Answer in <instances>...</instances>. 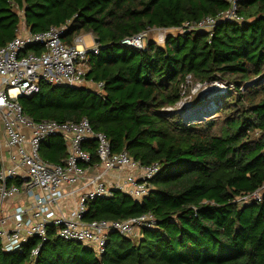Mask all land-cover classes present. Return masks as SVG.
I'll return each mask as SVG.
<instances>
[{
    "label": "trees",
    "instance_id": "16d2710c",
    "mask_svg": "<svg viewBox=\"0 0 264 264\" xmlns=\"http://www.w3.org/2000/svg\"><path fill=\"white\" fill-rule=\"evenodd\" d=\"M227 8L226 0H0V47L20 25L36 33L67 22L65 42L92 34L100 45L87 77L103 81V95L41 84L18 99L23 112L33 120L86 118L113 152L160 165L141 202L114 191L87 202L83 215L119 220L150 212L155 227L143 229L139 242L110 233L96 255L50 230L35 256L34 237L21 253L0 246V264H264V193L258 202L234 200L264 184V0H242L241 20L221 21L210 33L168 35L163 46L148 41L143 49L120 45L138 32L179 27ZM186 76L193 84L229 88L205 124L184 125L163 112L181 100ZM82 149L96 161L92 140ZM41 156L59 163L62 139L49 138Z\"/></svg>",
    "mask_w": 264,
    "mask_h": 264
},
{
    "label": "built area",
    "instance_id": "2783aa9c",
    "mask_svg": "<svg viewBox=\"0 0 264 264\" xmlns=\"http://www.w3.org/2000/svg\"><path fill=\"white\" fill-rule=\"evenodd\" d=\"M226 1L228 8L216 15L185 21L179 27L147 29L123 38L120 45L143 49L149 34L155 43L163 44L168 35L191 30L210 33L221 21H240L237 6L242 0ZM67 27L68 22L36 33L19 30L0 47V246L5 252L21 253L34 237L39 241L31 251L35 256L51 230L50 236L78 242L101 255L108 234L139 242L143 229L155 227L150 212L119 220L86 221L83 215L87 202L111 197L114 191L141 202L152 190L149 180L160 169L157 162L142 165L126 151L113 152L105 134L94 131L86 118L33 120L18 102L37 93L41 84L103 95V81L87 77L90 56L98 53L99 42L92 34L90 46L84 34L65 42ZM52 137H60L65 145V157L59 163L41 156L42 144ZM88 140L94 142L95 162L91 152L82 149ZM263 193L264 184L234 200L238 206L258 202Z\"/></svg>",
    "mask_w": 264,
    "mask_h": 264
},
{
    "label": "rangeland",
    "instance_id": "374dc122",
    "mask_svg": "<svg viewBox=\"0 0 264 264\" xmlns=\"http://www.w3.org/2000/svg\"><path fill=\"white\" fill-rule=\"evenodd\" d=\"M19 30L23 32L21 25ZM83 40L87 46L92 45L90 34H84ZM148 40L154 42L152 34H149ZM156 44L163 46L164 43L157 42ZM185 83L181 100L174 106L164 109L163 112L167 113L171 120L184 125L205 124L215 116L214 107H217L220 97L225 95L229 88L220 82L215 83V85L211 82L193 84L190 78Z\"/></svg>",
    "mask_w": 264,
    "mask_h": 264
},
{
    "label": "water",
    "instance_id": "95a60500",
    "mask_svg": "<svg viewBox=\"0 0 264 264\" xmlns=\"http://www.w3.org/2000/svg\"><path fill=\"white\" fill-rule=\"evenodd\" d=\"M95 42H98V39H94Z\"/></svg>",
    "mask_w": 264,
    "mask_h": 264
},
{
    "label": "crops",
    "instance_id": "0c3cea01",
    "mask_svg": "<svg viewBox=\"0 0 264 264\" xmlns=\"http://www.w3.org/2000/svg\"><path fill=\"white\" fill-rule=\"evenodd\" d=\"M22 29H24V30H25L26 28H24V26L22 25Z\"/></svg>",
    "mask_w": 264,
    "mask_h": 264
},
{
    "label": "bare ground",
    "instance_id": "6f19581e",
    "mask_svg": "<svg viewBox=\"0 0 264 264\" xmlns=\"http://www.w3.org/2000/svg\"><path fill=\"white\" fill-rule=\"evenodd\" d=\"M213 85H215V83H214ZM207 90H208V89H207ZM219 90H220V89H219ZM221 90H222V89H221ZM214 94H215V93H214ZM214 94H213V95H214Z\"/></svg>",
    "mask_w": 264,
    "mask_h": 264
}]
</instances>
